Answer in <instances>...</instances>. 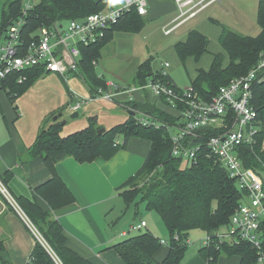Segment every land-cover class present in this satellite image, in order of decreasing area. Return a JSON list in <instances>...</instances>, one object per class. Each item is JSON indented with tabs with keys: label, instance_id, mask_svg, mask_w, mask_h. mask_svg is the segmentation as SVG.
<instances>
[{
	"label": "trees",
	"instance_id": "1",
	"mask_svg": "<svg viewBox=\"0 0 264 264\" xmlns=\"http://www.w3.org/2000/svg\"><path fill=\"white\" fill-rule=\"evenodd\" d=\"M21 2L12 0L7 3L0 33L22 15ZM105 2L106 0H37L28 13L25 35L29 37L30 33L40 26L61 24L104 10ZM138 16L141 15L132 8L121 16L99 43L80 47L81 58L76 75L83 78L90 90L106 88L107 82L98 75L97 66L93 61L99 62L101 49L110 40L114 30L120 27L138 29ZM257 23L260 32L254 36L222 26L219 42L224 53L214 54L210 68H199L197 75L191 80V86L203 99L211 100L220 86L247 74L264 54V0L258 3ZM208 47V37L193 29L188 33L186 41L177 44L176 51L186 65L191 57L198 61L208 52ZM35 68L38 72L35 70L23 74L26 76L23 83L18 82L20 74L12 73L3 82L2 88L9 86L11 93H15L14 97H20L43 72L48 73L42 66ZM161 77L164 81L173 82L170 76L156 73L152 68V59H147L139 65L133 84L144 85L151 79ZM175 86L181 88L176 84ZM9 95L15 99L12 94ZM252 101L257 112V132L253 142L241 148L240 156L246 167L253 168L264 177V72L253 86ZM128 105L132 110L145 112L166 123L175 120L156 100L133 101L128 102ZM101 128L97 117L90 116L86 127L63 135L61 121H54L41 128L36 140L29 147L28 156L41 157L53 173L50 180L37 188L38 193L49 202L52 209L64 206L74 199L55 170L57 162L66 157H74L81 163L98 158L110 159L119 149L126 147L130 138L141 137L149 141L150 148L142 167L121 186L125 188L122 198L127 207L135 205L141 199L149 211H154L161 217L169 231V249L165 257L158 260L156 254L163 246L162 239L151 231L130 237L123 236L125 238L113 244L111 248L127 264H181L188 249L190 232L200 228L210 237L209 244L199 250L207 264H220L223 256L238 257L239 264H259L262 256L264 264V218L261 222L260 250L246 241L231 243L218 238L219 232L229 225L232 214L241 204L244 191L214 158L204 157L198 165H184L181 159L172 155L173 141L166 125H143L137 121L135 115L129 114L123 123L99 133ZM120 136L124 137L123 144L117 143ZM134 180H138V183L133 186ZM15 198L63 264H94L67 245L63 227L53 217L51 210H44L35 200ZM0 264H15L2 242ZM27 264L56 262L43 244L36 241Z\"/></svg>",
	"mask_w": 264,
	"mask_h": 264
},
{
	"label": "crops",
	"instance_id": "2",
	"mask_svg": "<svg viewBox=\"0 0 264 264\" xmlns=\"http://www.w3.org/2000/svg\"><path fill=\"white\" fill-rule=\"evenodd\" d=\"M10 1L12 0H0V27L4 18L5 7ZM21 1L23 5L27 0ZM123 1L106 0L104 10L105 8H118L119 4L117 3ZM147 8L146 15L138 16L140 21L138 29L120 27L114 30L110 40L101 49L99 61L104 60L106 49L113 45L115 63H118L115 67H109V70L110 68L118 70L116 74L113 72V75L119 80L117 83L125 86L134 85L137 69L147 59H152V68L156 73H159L160 66L165 61L160 63L155 59V56L149 57L150 51L154 50L153 45L157 33H163L167 37L175 34L163 53H166L165 60L170 61V66L167 69L168 76L178 87H180L179 84L173 78L174 65L183 64V62L176 51V46L179 42L187 40L191 30H198L206 35L209 39V47L208 52L198 61L192 57L187 60L186 65L189 64L190 68L193 69L192 74H189L190 81L197 75L199 68H210L214 54L224 53L219 42L223 26L219 19L209 16L207 20H200L199 17L195 16L181 23L182 18H178V5L174 0H148ZM127 23L128 18L125 20L126 26ZM176 24L174 31L168 35L165 34V28L173 27ZM136 53L137 59L135 58ZM99 64L100 62H98L96 69L99 68ZM124 64H127L126 68H131L132 75L129 79H125L129 75L128 69L124 70L127 71V74L124 73L123 68L120 69L121 65ZM35 70L38 72L36 68H31L26 72ZM98 75L107 81H114L107 79L105 73L98 72ZM48 78H51L50 82L45 81ZM41 81L49 87L57 86L58 83L62 98H60L61 101L57 106L49 108L50 110L41 116L36 115L30 120L21 110L20 101L22 99L20 98L30 88L35 90L36 84ZM61 82H63V87ZM87 90L90 93L88 84ZM136 92L142 93V98H134ZM72 93L65 78L57 73L45 72L28 87L19 99L17 96L14 97L9 86L0 89V177L15 197L35 200L44 210H51L53 217L63 227L67 245L79 255L89 259L94 264H127L111 248L113 244L123 239L121 232L129 230L132 225L128 224L125 227L126 217L131 207H127L122 198V192L125 188H121V186L142 167L150 148L149 141L138 143L130 138L126 147L119 149L110 159L98 158L91 162L81 163L74 157H66L57 162L55 170L74 197L72 202L64 206L52 209L49 202L37 190L40 185L51 179L53 173L41 157H29L28 149L36 140L41 128L45 124L54 122L53 116L55 114L62 113V111L70 113L73 104ZM9 94H12L15 99L13 100ZM146 100L155 101L156 98L147 91L137 90L133 92L131 97L121 95L116 102L111 104L126 109L120 104ZM103 103L108 102L102 101ZM89 112L91 113L88 117L96 116L98 119L99 112L95 108L89 109L85 113ZM78 118H80V112ZM67 123L69 122L67 121ZM119 141L121 143L120 139ZM147 212L151 214L149 212L152 211L147 209ZM24 214L28 217L25 212ZM143 220L147 222L148 227L147 216H142L140 220L133 222L138 223ZM113 228L120 230L113 232ZM43 239L41 233L38 231L36 234L10 202L6 205L0 198V242L5 245L15 264H27L36 241L42 244ZM165 255L160 258L156 254V257L158 260H162ZM190 261L192 264H207L199 250H194L183 264H190ZM220 264H239V259L238 257H221Z\"/></svg>",
	"mask_w": 264,
	"mask_h": 264
},
{
	"label": "built area",
	"instance_id": "3",
	"mask_svg": "<svg viewBox=\"0 0 264 264\" xmlns=\"http://www.w3.org/2000/svg\"><path fill=\"white\" fill-rule=\"evenodd\" d=\"M178 5L182 21L197 16L209 6L221 0H174ZM35 0H27L22 5V15L15 19L0 34V89L3 82L12 73L20 74L19 83H23V74L31 68L44 67L48 73H57L67 80L69 74L79 71L81 46L99 43L106 32L116 24L121 16L135 8L140 15H146L148 0H124L122 7L101 10L81 19H71L61 24L40 26L25 35V27L29 11ZM180 23V24H181ZM177 24L165 28V34H170ZM94 65L98 62L93 61ZM170 61L161 64L159 73L168 76ZM264 72V54L258 63L245 75L231 79L220 86L211 100L203 99L192 86L177 88L173 82L161 78L151 79L144 85L125 86L114 81H107L106 88L98 87L90 90L88 96L73 92L71 111L75 112L83 106L104 101L114 103L121 95L131 97L134 91L141 90L151 93L161 107L174 117L172 123H166L151 115L135 112L137 121L143 125H166L173 141L172 155L184 162V165H198L204 157L214 158L222 165L228 175L236 180L244 191L241 204L230 218L228 231L219 232L220 240L231 243L246 241L258 250L262 247L261 222L264 218V177L256 170L246 167L241 159V148L253 142L257 132V112L253 105V86ZM75 102V104H74ZM162 104V105H161ZM164 108V107H163ZM117 143H120L117 140ZM121 144V143H120ZM0 192L15 207L25 222L37 234L38 230L24 214L15 196L1 181ZM147 227L146 221L132 224L130 229L121 232L128 236L130 232ZM39 239L41 237L38 235ZM178 238V236H176ZM189 243L190 240H187ZM210 237L203 239V246L208 245ZM162 244L168 241L162 239ZM56 264H63L47 242L42 241ZM263 257L259 259L262 264Z\"/></svg>",
	"mask_w": 264,
	"mask_h": 264
},
{
	"label": "rangeland",
	"instance_id": "4",
	"mask_svg": "<svg viewBox=\"0 0 264 264\" xmlns=\"http://www.w3.org/2000/svg\"><path fill=\"white\" fill-rule=\"evenodd\" d=\"M259 1L260 0H221V2H217L209 6L202 12H200L197 15V17H199L200 20L201 19L207 20V17L213 16L219 19V21L223 25L228 26L229 28L241 34L254 36L260 32V26L257 23V11H258ZM117 4H119V8H120L125 3L123 1ZM108 9H113V8H105V10H108ZM174 36L175 34H172L171 36L167 37V36H164L163 33H159V34L157 33V36H156V39L153 45L154 50L150 51L149 57L155 56V59H157L158 62L163 63L166 58L165 57L166 53H163V51H165L167 45L170 44V41ZM113 52H114L113 45L108 46V48L106 49V55L103 58L104 60H102L104 61V63H102V61H99L100 62L98 66L99 68H97L96 71L97 73L98 72L105 73L107 76V79H111V80H114L115 82H119L117 77L113 75V72H115L116 74L118 70H113L111 68H110L111 71L109 70V67H115V65L118 63V62L115 63V59H114L115 54L113 55ZM137 56L138 55L136 53L135 54L136 59H137ZM108 61L112 63H109ZM126 67H127V64H124V65H121L120 69L123 68V71L125 69H128L129 75L126 76L125 79H129L130 76L132 75L131 68L130 67L126 68ZM105 69H107V71H105ZM174 69H175V73L173 74V78L179 84V86L181 88H187L191 86L189 74H192L193 69L190 68L189 64L187 65L176 64L174 65ZM124 73L127 74V71H124ZM45 81L50 82L51 78H48ZM123 81H126V80H123ZM66 82H67V86L69 90H71L72 92H76L77 94H80L81 96H88L89 93L87 90V84L80 75L71 74L69 78L66 80ZM61 84L63 87V82H61ZM58 85L59 84L57 83V86L49 87L48 85H45L43 81H41L36 84L35 90H33V88L32 89L30 88L29 91L20 98L22 99L21 100L22 102L20 101V107H21L22 112L25 114L26 118H29L31 120V118H33L34 116L36 115L41 116L47 110H50L49 108L57 106V104L61 101L60 98H62ZM134 98H142V93L136 92L134 94ZM120 105L124 106L127 110H132V108L130 107V105H128V103H121ZM162 106L166 108L164 105ZM92 108H95L96 111L99 112L98 125L106 129H110L112 127L119 125L120 123H123L129 117V113L127 112V110L123 109V107L121 108V106H115V105L113 106L111 103L102 104V101L91 102L82 107V109L80 110V118H78L77 120L72 119L68 111H62L63 117L57 121L62 122L63 120H67L69 122L63 125L62 134L66 135V134L75 132L77 130H80L86 127L88 125V118H89L88 116L91 112L89 113H85V112H88V110ZM55 116L56 114L53 116V118ZM119 139L121 140V144H123L124 137L120 136ZM132 139H134V141H137L138 143H142L143 141L148 142L147 139H144L141 137H132ZM1 181L3 182L4 180L1 178ZM3 183L5 184V182ZM137 183H138V180H134L132 185L133 186L137 185ZM141 183L142 182H140V184ZM0 198L3 199L6 205L7 203H9V200L1 192H0ZM137 203H139L138 208H136ZM137 203L131 206V208H129L126 221H125L126 222L125 227H127L128 224H136L133 221L140 220L142 216H147L149 220L148 221L149 226L144 227L143 229L139 231L130 232L128 236L126 237L134 236L139 233L146 232V231H151L156 236L164 240L165 239L169 240L170 239L169 231L166 228L161 217L154 211L149 212L151 214H148L146 203L142 202L141 199H139ZM31 223L33 222L31 221ZM35 227L38 230L37 226ZM230 228L232 229L233 227L229 223V225L225 226L222 230L223 232H226ZM115 230H120V229L113 228L112 231L115 232ZM207 236H208L207 232L200 228L194 229L190 232L189 239L191 241L189 242L188 249L184 257L185 259L182 262V264L185 263L189 259L190 255L193 253L194 250L196 251L200 250V248L203 246V239L207 238ZM168 249H169L168 245L163 244L161 249L157 252V256L161 258L164 254H167L166 252H168ZM191 261H190V264H192Z\"/></svg>",
	"mask_w": 264,
	"mask_h": 264
},
{
	"label": "water",
	"instance_id": "5",
	"mask_svg": "<svg viewBox=\"0 0 264 264\" xmlns=\"http://www.w3.org/2000/svg\"><path fill=\"white\" fill-rule=\"evenodd\" d=\"M128 113H129L130 115H132V116L135 115V112H133L132 110H128ZM70 115H71V118H72V119H76V118L79 117V112H78V111H75V112L70 113ZM62 117H63V113H59V114H57V115L54 117V121H57V120H59V119L62 118ZM66 123H67V120H63V121L61 122V125L63 126V125H65ZM105 129H106V128H102V129H100V130H99V133L104 132Z\"/></svg>",
	"mask_w": 264,
	"mask_h": 264
}]
</instances>
